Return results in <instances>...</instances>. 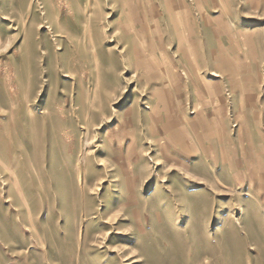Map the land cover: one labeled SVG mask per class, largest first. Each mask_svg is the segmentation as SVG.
I'll return each mask as SVG.
<instances>
[{
  "label": "rangeland",
  "instance_id": "374dc122",
  "mask_svg": "<svg viewBox=\"0 0 264 264\" xmlns=\"http://www.w3.org/2000/svg\"><path fill=\"white\" fill-rule=\"evenodd\" d=\"M0 264H264V0H0Z\"/></svg>",
  "mask_w": 264,
  "mask_h": 264
}]
</instances>
